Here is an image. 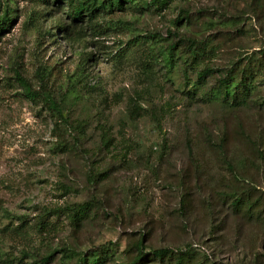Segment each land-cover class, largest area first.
Instances as JSON below:
<instances>
[{"label":"rangeland","instance_id":"374dc122","mask_svg":"<svg viewBox=\"0 0 264 264\" xmlns=\"http://www.w3.org/2000/svg\"><path fill=\"white\" fill-rule=\"evenodd\" d=\"M147 2L80 21L68 0H0V264H126L139 241L264 264V220L219 201L230 168L264 196V70L242 105L217 87L255 67L264 0Z\"/></svg>","mask_w":264,"mask_h":264},{"label":"trees","instance_id":"16d2710c","mask_svg":"<svg viewBox=\"0 0 264 264\" xmlns=\"http://www.w3.org/2000/svg\"><path fill=\"white\" fill-rule=\"evenodd\" d=\"M55 3L64 0H52ZM126 0H68V15L73 20H83L82 17L93 18L96 16L99 9H113L120 8ZM168 0H148L147 4L153 5L157 9H163ZM10 18L7 16H0V33L6 27ZM253 64V68L241 67L237 69L235 65H231L226 69V76L217 80V87L223 92V102L226 105H242L246 101H252L253 83L257 70H264V48L260 49L255 58L248 61ZM250 66V65H248ZM256 69V70H255ZM255 70V71H254ZM209 73L210 68H204L197 73V79L203 80ZM21 85L28 97H34V92L31 91L28 82L21 79ZM245 101V102H244ZM50 109L58 117L62 116L61 108L54 101L48 103ZM236 107V106H235ZM257 154L260 150L254 146L253 148ZM220 150V149H218ZM242 170L230 168L229 192L227 193L228 200L220 198V203H223L230 209L233 214H241L254 220H264V196L258 194L259 190L251 184L248 177L243 176ZM257 192V193H256ZM260 193V192H259ZM135 255L126 264H143L153 259L158 260L156 264H165L164 259L175 257V264H186L194 259L196 253L190 247L178 248H157L145 251L142 242L135 244ZM83 255L78 258L75 264H98L99 256ZM90 256V257H89ZM171 257V258H170Z\"/></svg>","mask_w":264,"mask_h":264}]
</instances>
